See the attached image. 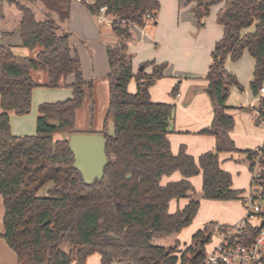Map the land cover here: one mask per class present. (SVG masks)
Returning <instances> with one entry per match:
<instances>
[{"label":"trees","instance_id":"obj_1","mask_svg":"<svg viewBox=\"0 0 264 264\" xmlns=\"http://www.w3.org/2000/svg\"><path fill=\"white\" fill-rule=\"evenodd\" d=\"M35 1L0 0V24L3 4L13 5L20 14L15 29L22 47L40 49L35 57L22 58L14 56L9 47L0 46V197L4 208L0 238L15 253L16 263L86 264L88 258L98 255L100 264H205L206 248L218 224L204 225L184 249L176 238L191 225L201 200L243 202L244 192L232 189L230 174L221 168V154L244 155L251 173L256 166L260 169L256 183L261 187L259 201L264 202V152L239 151L230 138L234 119L226 102L233 87L242 88L225 70L228 58L236 62L247 51L255 61L250 90L254 97L259 96L264 87V0H186L194 4L199 27L213 6L222 5L216 21L223 35L211 54L206 76L205 93L213 118L210 127L200 132L215 138V148L197 160L183 148L176 155L171 152L167 136L174 105L150 99L149 89L164 77L166 64L147 62L141 65L142 72L134 74L128 53L132 26L144 28L149 22L147 15L155 22L158 1L81 3L94 16L106 8L113 20L110 30L114 38L113 44L106 45L108 108L101 133L108 163L102 179L91 184L73 168L68 139H54L55 135L77 133V112L86 96L92 99L93 82L83 78L79 56L72 50L74 36L62 26L73 0H41L51 11L43 9L42 20L36 19L29 6ZM250 28L252 31L246 32ZM148 67L151 73L144 74ZM32 71L45 73L44 86L50 89L66 86L64 80L72 76L68 86L71 97L41 104L35 135L17 137L11 134L9 114L30 112L32 91L38 87L30 76ZM131 81L136 85L134 93L128 91ZM176 94L177 87L172 91ZM93 105L91 102V116ZM254 111L259 114L254 122L261 125L264 96L259 97ZM175 173L181 180L161 184L163 178ZM199 175L202 189L196 194L190 179ZM45 186L47 195L39 197ZM181 199H187V205L170 214V203ZM259 232V227L247 225L238 236L240 243L249 246ZM170 239L172 245L156 242Z\"/></svg>","mask_w":264,"mask_h":264},{"label":"crops","instance_id":"obj_2","mask_svg":"<svg viewBox=\"0 0 264 264\" xmlns=\"http://www.w3.org/2000/svg\"><path fill=\"white\" fill-rule=\"evenodd\" d=\"M157 1L160 9L155 22L150 21L152 25L149 26L150 22H147L144 28L132 26L133 38L128 45V53L132 56L133 73L139 72L141 65L147 62L153 61L156 65L166 64L164 77L156 80L149 89L150 99L153 103L174 105V117L167 136L171 152L176 155L183 148L188 155L197 160L201 155L212 152L215 148V138L201 135L200 132L210 127L213 118L212 106L205 93L208 85L206 76L211 64V54L223 35V28L216 21L217 13L222 5L213 6L209 16L202 21V27H199L193 13L194 4H188L186 0ZM2 13L4 19L0 24L3 33V35L0 34V46L9 47L16 57H35L39 48L30 51L21 45L18 29H15L20 19L17 9L4 3ZM93 17L94 15L85 6L73 0L69 7L68 20L62 24L74 36L72 50L79 56L85 80H89L90 77H107L109 65L105 47L106 44L114 43L111 40L112 35L108 36V43L105 41L101 43L99 40L96 42L98 30L95 23L98 21L95 22ZM12 30H15L13 35H7ZM251 31L252 28L246 32ZM75 36L78 40L84 39L86 43L89 41L96 43L92 53L91 71L88 66L85 67L86 69L83 67V60L86 56L82 52V46L76 42ZM254 67L255 61L247 51H244L236 62H232L229 58L226 60L225 70L236 78L242 88L241 91L234 87L230 90L226 106L228 114L234 119V128L230 133V138L237 150H262L264 152V127L255 124L252 112L258 104L259 97L264 96V87L258 97L253 96L250 83L253 79ZM151 71L152 68L148 67L144 70V74H150ZM30 76L38 84V87L32 91L31 107L33 109L42 103L62 102L71 97V90L68 86L73 82L72 76L64 80L66 84L64 88L54 89L53 94L48 93L44 97L40 89L49 90L44 86L47 81L46 74L32 71ZM175 87H177V94L173 96L172 91ZM135 90V82L131 81L128 91L134 93ZM14 117L13 113L9 114L12 135L22 137L25 134L23 127L25 122L33 124L36 129L38 114L17 119ZM13 124H20V130H14ZM219 160L221 168L231 176L232 189L243 191V197L246 196L250 188L251 172L245 156L237 153H224L219 156ZM179 180H181L180 174L175 173L171 177L163 178L161 184L166 185ZM190 183L196 192H201L202 178L200 175L191 178ZM187 203V199L172 201L169 213L173 214L177 210H182ZM244 216L245 208L242 201L201 200L199 210L191 225L182 230L177 239L184 248L190 244L192 236L205 224L214 222L218 225L231 226L240 222ZM183 233L184 237L188 236L185 243L182 242ZM215 239L216 245L217 238ZM0 264H17L15 253L1 238ZM98 264H100L99 257Z\"/></svg>","mask_w":264,"mask_h":264},{"label":"rangeland","instance_id":"obj_3","mask_svg":"<svg viewBox=\"0 0 264 264\" xmlns=\"http://www.w3.org/2000/svg\"><path fill=\"white\" fill-rule=\"evenodd\" d=\"M35 3H36L35 5L32 3L29 6L34 10L36 18L38 20H42L43 19V9H46L48 11L50 8H48L45 5H43L41 0H36ZM49 12H51V11L49 10ZM93 18H94V20L96 22L97 18L95 16ZM95 24H96V27H97V30H98V33H97L98 34V38H96V42H97V40H99L101 43H104V41L106 43H108V39H109L108 36L112 35L110 27H107L105 24H100V23L99 24L95 23ZM152 24L153 23L150 22L149 26L152 25ZM103 38H105V39H103ZM75 39H76V36H75ZM80 40H78V38H77L76 42L80 46H82L81 47L82 52L86 56V58L84 57L85 60H83V67H84V69H86L85 67L88 66V69L91 71V69H92V57H93L92 53H93L94 47L96 46V43L93 42V41H89L88 43H86L84 39L83 40L80 39ZM111 40H113V38ZM73 42L74 41H72V43ZM91 44H93V46H91ZM106 45H108V44H106ZM106 78H103V77H97V78L90 77L89 80H86V81H92L93 82L92 99L89 98V95L86 96V99L84 100L82 108L77 112V115H76V126H75L76 127L75 130L77 132L76 134L101 135L102 127H103V123H104V119H105V115H106L107 108H108V83H107V79ZM40 88H43V87H40ZM59 88H64V86L62 85ZM48 89L49 90H46V91H42V89H40L41 94H43L42 97L47 96L48 93L49 94H53L52 90H54V89H50V88H48ZM91 102H93V104H94L93 105V112H92L93 114H92V116L90 115ZM55 103H57V102H55ZM40 105H38L37 107L35 106V109H33V107H31L30 112L27 115L16 116V115L13 114L15 116L14 118L17 119V118H21V117H27V116H30V115L32 116L33 114L37 115L38 114V108H39ZM20 126H21L20 124H13L12 127H13L14 130H16V129L20 130ZM23 127H24V133H25L23 136H33V135H35V126H33V124L30 125V124H28V122H25V123H23ZM108 127H109V132H112L113 126H112L111 122L108 124ZM10 128H11V124H10ZM10 131H11V129H10ZM68 138H69V135H67V134L55 135L54 136L55 140H67ZM47 188H48V186H45L43 189H41L38 192V196L39 197L46 196L47 195ZM195 193L197 194V193H200V192H196L195 191ZM260 205L262 207H264V202H261ZM3 212H4V208H3L2 200H1V197H0V231H3L2 220H1ZM194 225H196V223H194ZM187 237H184V233H183L182 242L185 243ZM177 240L179 241V239H177ZM156 242L157 243H161V244L171 243V245H172L173 239H170L169 242L166 241V240H159V241L157 240ZM215 243H216V239H215V237H213L212 238V242L206 248L207 253H209L211 251V249L213 248ZM180 249H184V248L180 246ZM92 257H91V259H89V261H87V264H98V257L99 256L98 255H94V257L93 258Z\"/></svg>","mask_w":264,"mask_h":264},{"label":"built area","instance_id":"obj_4","mask_svg":"<svg viewBox=\"0 0 264 264\" xmlns=\"http://www.w3.org/2000/svg\"><path fill=\"white\" fill-rule=\"evenodd\" d=\"M78 3L84 2L93 5L94 0H75ZM106 8H101L95 13L98 23L107 27L113 23L112 18L106 13ZM148 21H153L151 15H147ZM263 91V88L260 92ZM259 114L254 111V120ZM264 127V121L261 122ZM260 153V152H259ZM260 169L256 166L251 173L250 188L246 196L243 197L245 216L235 225L216 227L215 237L217 244L207 254L205 264H264V207L260 205L259 193L261 187L256 183ZM254 223H256L254 225ZM263 223L259 234L249 246H244L239 241V235L247 225L259 227Z\"/></svg>","mask_w":264,"mask_h":264},{"label":"water","instance_id":"obj_5","mask_svg":"<svg viewBox=\"0 0 264 264\" xmlns=\"http://www.w3.org/2000/svg\"><path fill=\"white\" fill-rule=\"evenodd\" d=\"M143 68H139L142 72ZM68 147L73 154V168L86 184L101 180L108 163L105 153L106 140L102 135L73 134L68 138ZM47 224V223H46ZM263 227V223L259 228Z\"/></svg>","mask_w":264,"mask_h":264}]
</instances>
